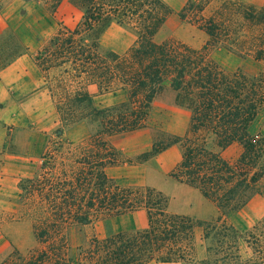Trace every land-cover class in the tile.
<instances>
[{
  "label": "trees",
  "instance_id": "obj_1",
  "mask_svg": "<svg viewBox=\"0 0 264 264\" xmlns=\"http://www.w3.org/2000/svg\"><path fill=\"white\" fill-rule=\"evenodd\" d=\"M63 1L46 0L43 5L54 13ZM206 4L207 0L189 4L180 16L217 39L218 25L202 16ZM72 5L80 10V20L72 29H57L35 56L37 64L47 74L59 69L74 80L93 84L99 94L122 93L125 100L96 109L92 96L80 88L57 107L61 128L42 153L37 171L18 182L11 217L30 224L37 247L25 257L14 250L0 264H191L195 225L203 227L204 240L213 241L220 251L202 264H241L230 225L220 219L196 222L169 214L168 199L161 191L122 187L109 179L105 168L117 162V151L108 140L143 128L154 98L168 86L176 94V105L190 112L189 133L170 135L163 145L153 143L140 160L146 162L179 144L180 160L169 176L226 211L240 195L261 193L264 138L251 136L249 127L264 109V70L253 76L227 72L209 57L207 43L194 49L176 40L154 42L168 13L160 0H72ZM246 19L259 33L239 52L264 62V6L250 10ZM110 22L135 35L133 45L122 54L99 52L98 39ZM82 120L95 123L91 136L76 144L60 140L63 129ZM234 144L240 152L226 158L223 152ZM138 209L146 212L145 229L103 239L93 236L76 254L70 253L69 229ZM260 236L252 243L253 259L245 264H264ZM211 249L212 244L208 254Z\"/></svg>",
  "mask_w": 264,
  "mask_h": 264
},
{
  "label": "rangeland",
  "instance_id": "obj_2",
  "mask_svg": "<svg viewBox=\"0 0 264 264\" xmlns=\"http://www.w3.org/2000/svg\"><path fill=\"white\" fill-rule=\"evenodd\" d=\"M45 1L0 0V68L23 53L25 49H39V52L59 27L72 29L80 20L81 12L72 5V0H67V3L74 9H69L65 7L66 4H62L60 10L56 9L54 13L43 5ZM160 1L168 10L166 15L168 19L154 34V42L176 40L194 49H201L207 43L209 57L227 72L238 70L253 76L264 70L263 61L255 60L239 52V50L247 49L253 37L259 33V28L249 22L246 16L250 10L262 8L264 0H207L202 16L205 21L218 25L217 39L209 38L204 31L180 16L183 7L202 0ZM118 26L126 30L112 29L102 37L101 41L99 40L102 34L100 35L98 49L101 54H122L133 45L134 33L125 26ZM45 76L47 78L45 87L50 92L52 111L33 113L36 124L32 126L25 125V121L29 122L30 118L20 116L18 122L19 125H23L12 128L11 132L7 131L11 138L0 149V263L6 260L14 250L20 257H25L28 250L37 247L30 224L25 221H16L11 217L17 206L18 182L29 178L31 173L37 171L42 162L40 159L42 153L55 138L56 130L61 128L57 107L69 99L73 90L80 88L92 96V105L96 109L114 107L125 100L122 93L99 94L93 84L74 80L59 69L49 71ZM98 95L103 96L93 98ZM172 95H174L173 91L165 86L154 98L143 128L131 134L109 138V143L117 151V162L106 167L105 169L110 168V170H105V174L118 186L129 188L149 186L168 194L171 193L170 190H173L169 184L174 180L169 174L174 167L168 171H166L168 163L161 166L159 163H151L145 167L142 166L144 162L140 160L141 155L149 151L153 143L163 145L169 140L170 135H175L170 130L177 131V128H172L171 124V119L179 118L170 110ZM33 115L30 114V117ZM48 121L52 124L42 126ZM43 127L49 128L44 134L41 131ZM94 131L95 123L82 120L63 129L60 140L76 144L86 140ZM249 133L253 137L264 138V109L258 112L249 127ZM32 144H42V151L41 155L32 159L29 165L21 158L25 156V153L32 155L35 153V150L28 148ZM144 147H147V150L140 152L139 150ZM239 152L240 147L234 146L224 156L233 158ZM18 154L19 158H17ZM121 166H124L125 170L120 169ZM127 167H129L128 170ZM260 192L240 195L236 203L226 211H220L212 204L217 213L216 220L220 219L234 230L236 253L239 258L237 263H249L253 259L252 243L255 238L261 235L260 238L264 240V177L260 182ZM134 222V218L123 220L111 216L98 219L87 226L71 228L66 233L70 253L76 254L77 249L85 247L93 236L103 239L119 232L131 233L129 227ZM136 222L138 223V220ZM255 227L256 230H254ZM211 244L213 251L208 254L206 249ZM193 255L195 259L191 264H202L201 260L217 258L220 255L219 248L213 241L204 240L202 226L194 227ZM231 264L234 263L231 262Z\"/></svg>",
  "mask_w": 264,
  "mask_h": 264
},
{
  "label": "crops",
  "instance_id": "obj_3",
  "mask_svg": "<svg viewBox=\"0 0 264 264\" xmlns=\"http://www.w3.org/2000/svg\"><path fill=\"white\" fill-rule=\"evenodd\" d=\"M62 4H66L67 6L65 5V7L69 9H74L73 6L67 3V0H64L57 7V10H60ZM167 19L168 17L165 18V22L167 21ZM112 29L126 30L116 24H109L102 33L99 41H101L102 37ZM38 50L39 49H25L23 53L16 56L5 66L0 68V149L11 138V136L7 134V131L11 132L12 128H17L23 125H19L18 121L20 116H26L30 118L29 122L25 121V125L32 126L33 124H36L35 116L33 115V113L37 111L43 113L52 111L50 92L48 91L47 87H45V84L47 83V78H45L46 72H44L39 67L35 60V56ZM173 94L174 95H172L171 103L169 104L170 110L179 118L171 119L172 128H177V131H170L176 136L183 137L184 135L189 133L190 112L186 108H182L176 105V94L174 92ZM102 96L103 95L93 96V98L95 99ZM30 114L33 116L30 117ZM51 124L52 122L48 121L47 123H43L42 126H49ZM47 130H49V128H41L43 134L44 132H47ZM234 146L238 145H232L231 147L226 149L223 154L225 155L228 150H230V148ZM28 148L35 150V153L33 155L30 153H25V156H22L21 159L26 160L27 164L29 163L30 165L32 159L41 155L42 144H32L31 146L29 145ZM145 150H147V147H144L139 151L142 152ZM180 154V145L173 144L160 153L156 154L155 156L151 157L149 160L144 162L142 166L146 167L151 163H159L161 166V164L168 163L169 166L166 170L168 171L170 168L177 165L180 160ZM19 157L20 155L18 154L17 158ZM119 168L125 170L124 166H121ZM30 169L32 170V166ZM128 169L129 167H127V170ZM105 170H110V168H107ZM31 174L33 175V173ZM169 185H171L173 188V190H170V194L158 189L168 199L167 212L169 214L187 216L196 222H211L216 220L217 213L212 205L213 203L203 198L196 189H193L176 181H173ZM116 217L123 220L134 218L135 222L132 223L129 227V231H131V233L143 230L147 227V216L145 210L143 209H138L136 211ZM136 220H138V223L136 222ZM146 264L180 263L148 262Z\"/></svg>",
  "mask_w": 264,
  "mask_h": 264
}]
</instances>
